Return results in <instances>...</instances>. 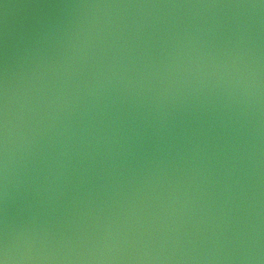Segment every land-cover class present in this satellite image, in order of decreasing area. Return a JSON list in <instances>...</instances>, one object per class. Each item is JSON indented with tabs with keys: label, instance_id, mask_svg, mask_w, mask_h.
<instances>
[{
	"label": "water",
	"instance_id": "95a60500",
	"mask_svg": "<svg viewBox=\"0 0 264 264\" xmlns=\"http://www.w3.org/2000/svg\"><path fill=\"white\" fill-rule=\"evenodd\" d=\"M260 4L0 0L15 264H264Z\"/></svg>",
	"mask_w": 264,
	"mask_h": 264
},
{
	"label": "clouds",
	"instance_id": "9594fccd",
	"mask_svg": "<svg viewBox=\"0 0 264 264\" xmlns=\"http://www.w3.org/2000/svg\"><path fill=\"white\" fill-rule=\"evenodd\" d=\"M259 6L264 7V0H261ZM247 7H257L256 5H248ZM7 70L5 71V81H4V119H3V179H4V194L7 197V186H8V166H9V134H8V107H7ZM17 254L16 248L9 240V229L7 223L4 226V236L3 242L0 243V264H15L16 261L24 259ZM30 259L31 257H27Z\"/></svg>",
	"mask_w": 264,
	"mask_h": 264
}]
</instances>
